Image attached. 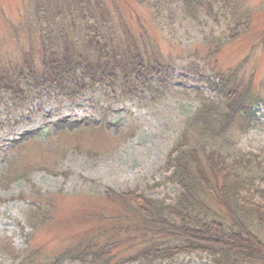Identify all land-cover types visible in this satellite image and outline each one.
<instances>
[{"label": "trees", "instance_id": "16d2710c", "mask_svg": "<svg viewBox=\"0 0 264 264\" xmlns=\"http://www.w3.org/2000/svg\"><path fill=\"white\" fill-rule=\"evenodd\" d=\"M124 1L28 0L19 22L11 24L24 63L0 50V113L23 111L44 98L73 101L97 89L161 99L179 92L176 71L149 53L161 45L145 29L153 25L173 40L185 23L202 26L199 42L189 45L206 51L202 62L190 59L186 69L194 74L206 71L226 42L254 29L251 9L243 7L247 0ZM139 9L144 23L135 13ZM200 80L210 93L190 91L197 105L182 120L164 162L169 175L159 183L177 185L178 194L107 192L133 215L136 233L151 236L130 261L187 264L179 258L196 254L206 264H264V154L243 153L234 140L262 125L256 108L264 98L252 90L242 65ZM96 243L90 238L64 254L80 264H105L107 246L95 250ZM60 259L53 264H62Z\"/></svg>", "mask_w": 264, "mask_h": 264}, {"label": "rangeland", "instance_id": "374dc122", "mask_svg": "<svg viewBox=\"0 0 264 264\" xmlns=\"http://www.w3.org/2000/svg\"><path fill=\"white\" fill-rule=\"evenodd\" d=\"M27 2L0 0V50L17 60L19 46L11 24L19 22ZM243 7L251 9L254 29L226 42L217 60L205 59L210 66L199 74L187 73L186 67L190 59L202 62L205 57L203 47L189 46L202 26L185 23L174 39L169 35L173 40L153 25L145 29L161 45L149 53L176 71L179 77L173 84L179 92L152 100L97 89L73 101L44 98L11 115L1 111L0 178L9 177L10 185L0 179V264H53L58 258L62 264H80L64 253L89 237L98 247L119 241L113 248L108 245L112 258L102 261L105 264H136L131 256L147 246L151 236L136 233L133 215L106 191L137 190L153 198L177 194L175 184L159 183L168 175L163 165L182 119L197 104L190 91L210 93L201 76L211 78L213 72L242 65L252 90L264 98V0H247ZM135 13L144 23L145 12ZM125 19L130 20L126 13ZM31 46L39 49V39ZM256 109L262 125L234 137L238 150L255 156L264 154V106ZM13 170L15 175H9ZM180 261L209 262L196 254Z\"/></svg>", "mask_w": 264, "mask_h": 264}]
</instances>
